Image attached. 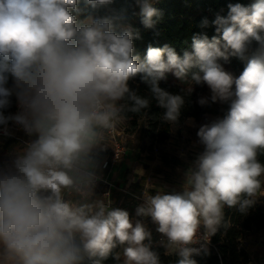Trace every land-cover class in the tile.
<instances>
[{"label":"clouds","instance_id":"1","mask_svg":"<svg viewBox=\"0 0 264 264\" xmlns=\"http://www.w3.org/2000/svg\"><path fill=\"white\" fill-rule=\"evenodd\" d=\"M134 2L142 25L154 29L162 18L155 0ZM113 3L0 0V128L11 123L30 138L0 161V264H161L148 226L94 198V188L101 153L129 113L154 100L162 121L178 122L185 99L159 86L168 73L206 84L211 96L202 106L229 108L199 127L203 150L182 189L145 193L137 217L151 219L175 264H197L193 256L231 227L225 210L247 214L264 196V0L229 3L212 21L216 34L194 33L182 55L149 45L143 59L126 15L102 14ZM231 57L246 59L239 76L219 63ZM137 76L149 96L129 87ZM13 97L18 111L5 114Z\"/></svg>","mask_w":264,"mask_h":264},{"label":"trees","instance_id":"2","mask_svg":"<svg viewBox=\"0 0 264 264\" xmlns=\"http://www.w3.org/2000/svg\"><path fill=\"white\" fill-rule=\"evenodd\" d=\"M236 2L249 4L252 0H155L154 7L160 10L162 18L154 29H146L142 25L139 8L134 0H114L108 9L102 10V14L106 11H115L126 15L127 22L139 34V38L134 40L135 54L143 59L149 45L153 47L169 45L179 55H182L185 50H190L191 37L194 33H205L211 38L216 34L215 26L212 24L215 16L217 14L226 15L228 4ZM81 7H84L83 0H81ZM204 19L209 22L207 27L202 26ZM256 47L257 44L253 42L246 55H250ZM219 63L226 71L239 76L246 66V59L231 57L229 61L221 60ZM193 71L196 70L193 69ZM8 86H12L11 78ZM159 86L172 94L184 97L185 104L181 109L178 122L171 125L162 121L161 116L164 110L158 107L154 100L144 113L139 115L129 113L125 122L127 132L135 131L140 122H144L143 130L150 140V149L153 145L166 141L173 126L180 132L185 120L197 119L207 112V107L197 101L196 94L199 87L196 84L181 81L172 73H168L166 79L159 81ZM189 86L192 88L190 93L188 92ZM129 87L142 96L150 95L148 85L141 80L140 76L129 81ZM15 105L16 100L13 97L11 106L5 110V114H10ZM225 217L231 220V227L227 230L221 228L211 237L207 253L202 251L199 255L193 256L197 264H249L250 258L243 247V239L248 232L255 233L264 230V205H261L257 199L247 214L242 215L234 209H226ZM153 250L159 254L161 264H175L178 260L176 255L168 254L164 246L156 243L155 235H153ZM106 264H114V261L110 258Z\"/></svg>","mask_w":264,"mask_h":264},{"label":"crops","instance_id":"3","mask_svg":"<svg viewBox=\"0 0 264 264\" xmlns=\"http://www.w3.org/2000/svg\"><path fill=\"white\" fill-rule=\"evenodd\" d=\"M143 124L141 121L139 127L130 134L124 132L126 123L116 130L120 134L117 138L121 141L122 152L118 160L106 168L102 167V163L111 154L112 143L101 153L94 198L110 200L113 207L128 211L133 222L140 219L150 229L153 225L151 219L136 215L137 207L144 202L145 193L180 191L185 179L184 172L197 154L189 152L194 159H185L181 133L173 131L166 141L150 149V140L144 133ZM22 146L19 142L1 138L0 161L9 160Z\"/></svg>","mask_w":264,"mask_h":264},{"label":"rangeland","instance_id":"4","mask_svg":"<svg viewBox=\"0 0 264 264\" xmlns=\"http://www.w3.org/2000/svg\"><path fill=\"white\" fill-rule=\"evenodd\" d=\"M188 83L194 84L190 82ZM197 86L199 87V90L196 94L198 102L201 98H209L211 96V91L206 84ZM205 106L207 107V112L197 119L188 118L185 120V122L182 124V129L180 132H178L176 127H172L173 132L181 133V143L183 145L182 151L184 152L183 156L185 159L188 158L190 161H192L191 159L194 156L189 155V152L191 154L198 155L199 153L197 152L203 150V146L198 143L197 131L199 127L202 124L208 123L214 119L222 118L225 115L229 104L220 102L212 103L209 100V103ZM124 132L130 134L134 131L127 132L126 129H124ZM258 200L261 205H264V196H260ZM150 230L152 231V234L155 235L156 229L153 227V225L150 226ZM243 247L248 252L250 258L249 264H264V230L255 233L248 232L243 239ZM164 250L167 252L165 247Z\"/></svg>","mask_w":264,"mask_h":264},{"label":"built area","instance_id":"5","mask_svg":"<svg viewBox=\"0 0 264 264\" xmlns=\"http://www.w3.org/2000/svg\"><path fill=\"white\" fill-rule=\"evenodd\" d=\"M17 111H18V107H17V102H16V105H15V107L11 113L14 114ZM119 136H120V134H117L116 130H115L112 134V152L109 155V157L102 163L103 168H106L109 164L116 162L118 160V158L120 157L121 152H122V144H121L120 139L117 138ZM1 138H6V139H8L10 141H14V142H19L22 145H24V143L30 139L23 132L22 129H20L19 127L15 126L11 123L8 125V128L6 131L3 130L2 128H0V139ZM155 229H156V227H155ZM201 233H203V228H201ZM155 238H156V243L159 244V241L161 240L160 234L155 232ZM197 247H199V245H197Z\"/></svg>","mask_w":264,"mask_h":264}]
</instances>
